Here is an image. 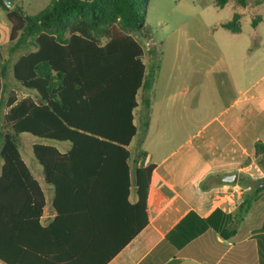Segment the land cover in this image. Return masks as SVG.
<instances>
[{"label":"trees","instance_id":"obj_1","mask_svg":"<svg viewBox=\"0 0 264 264\" xmlns=\"http://www.w3.org/2000/svg\"><path fill=\"white\" fill-rule=\"evenodd\" d=\"M227 1L215 3L223 7ZM235 1L240 6L258 3ZM146 3L147 0H50L39 12L27 14L17 5L7 8L0 0L11 23L10 39H15L10 51L32 47L12 64L13 85L34 92L21 97L9 93L3 98L0 86V108L8 107L0 116L3 264H106L146 224L145 203L153 164L136 167L137 200L134 204L127 200V146L137 131L133 122L136 93L142 89V129L146 127L155 68L152 65L146 72L143 47L129 33L143 29ZM239 22L240 14L235 12L220 26L239 32ZM256 24L253 18L251 25ZM6 75L3 72L5 78ZM22 133L72 146L67 153L39 141L31 146L45 181L54 186L56 215L46 226L39 221L43 191L20 153ZM89 149L94 153L82 154V150ZM80 155L94 158V165L75 169L72 163L81 160ZM255 156L264 170V143L256 142ZM106 177L113 179L107 186L113 199L108 204L95 200V194L103 196L104 186L99 182ZM241 180L252 189L233 211L215 207L202 217L190 210L166 233V240L177 253L186 255V245L208 231L222 239L235 234L252 203L264 192V187L258 185L264 176ZM126 208L132 210L131 218L125 216ZM116 223L133 227L119 232L113 230ZM228 259L234 262L229 260L227 264L243 261L241 252H234Z\"/></svg>","mask_w":264,"mask_h":264},{"label":"crops","instance_id":"obj_2","mask_svg":"<svg viewBox=\"0 0 264 264\" xmlns=\"http://www.w3.org/2000/svg\"><path fill=\"white\" fill-rule=\"evenodd\" d=\"M259 5H264V1L249 6L256 14L257 24L251 25L253 28L262 21V15L254 10ZM221 22L213 26H220ZM10 31L11 23L0 7L1 85L7 79L3 72L12 77L11 66L23 53L19 52L25 50L10 51L14 44ZM210 36L215 42L213 50L202 48L200 54L206 56L213 51L216 59L206 66L185 63L183 67L164 65L162 68V64L156 63L160 62V52L152 51L147 62L143 48L146 72L155 66L154 78L146 127L142 129L139 127L142 89L136 93L133 122L137 131L127 146L130 152L127 200L130 204L137 200L136 167L153 164L145 203L147 222L106 264H223L234 262L228 259L234 252H241V264H264V192L252 203L235 234L227 239L208 231L186 245V255H180L165 238L190 210L202 217L215 207L233 211L242 200V188L236 185L237 180H257L264 176L261 161L255 156L256 142L264 143L263 40L256 33L244 35L241 26L239 32H211ZM257 52L260 58L255 60ZM9 57L11 62H6ZM7 109L1 107L0 116ZM23 138L28 144L19 149L24 154L28 147L31 150L26 152L29 160H23L43 191L44 206L39 221L46 226L56 215L54 186L45 181L43 168L33 156L31 146L38 138L32 135ZM50 145L60 153H67L72 147L68 142L58 141ZM84 151L82 154L94 153L90 149ZM78 160L72 163L75 169L94 165L91 156L80 155ZM230 173L237 174L236 181H223L222 176ZM112 181L106 177L99 182L104 186L103 196L95 194L96 202L111 203L112 192L107 186ZM126 211L125 216L131 218L132 210L126 208ZM121 226L116 223L113 230L126 232L133 224Z\"/></svg>","mask_w":264,"mask_h":264},{"label":"rangeland","instance_id":"obj_3","mask_svg":"<svg viewBox=\"0 0 264 264\" xmlns=\"http://www.w3.org/2000/svg\"><path fill=\"white\" fill-rule=\"evenodd\" d=\"M50 0H14V5H17L27 14H35L42 10ZM264 0H258V3ZM254 2V0H248ZM257 4V3H254ZM249 3L246 6H240L235 0H228L223 7L216 6L215 0H147L145 5L144 27L142 30H131L129 33L139 41L145 49L147 62L152 51L160 52V62H156L163 67L164 65H175L183 67L186 64L206 66L214 63L216 57H213L215 52H209L206 56L201 55L202 48L213 50L211 32L214 34L219 32H228V30L213 26L216 23L225 21L231 18L233 13L240 14V26L244 35L258 34L261 36L264 44V5L255 7V11L262 15V21L256 28L251 26V20L256 17L253 10L249 6L254 5ZM11 7V8H12ZM242 15V16H241ZM214 27V28H213ZM15 42V39L11 44ZM21 46L17 49H24ZM30 48L20 50L19 53H24ZM215 48V47H214ZM3 51H5L3 49ZM260 58L259 53H256L255 60ZM11 57L6 62H11ZM248 64V63H247ZM246 64V65H247ZM245 65V66H246ZM9 73L6 75L5 84L0 86L2 89V97L6 98L9 93H13L18 97L29 93L34 94L32 90H26L19 85H13L12 77ZM10 76V77H9ZM25 90V91H24ZM21 91H23L21 93ZM25 92V93H24ZM31 137V135L20 134V147L23 149L28 144V141L23 137ZM39 142L55 144L57 141L37 139ZM133 143L130 144V150H133ZM26 150V149H25ZM30 148L22 152L23 159L27 162L29 158L26 152H30ZM263 175H264V170ZM258 180V179H257ZM238 187L242 188V198L252 189V185H246L241 179L236 182ZM231 207V205H230Z\"/></svg>","mask_w":264,"mask_h":264},{"label":"water","instance_id":"obj_4","mask_svg":"<svg viewBox=\"0 0 264 264\" xmlns=\"http://www.w3.org/2000/svg\"><path fill=\"white\" fill-rule=\"evenodd\" d=\"M3 2L7 8H11L14 3V0H3ZM236 179H237L236 173L225 174L224 176H222V180L227 182H235ZM258 185L264 187V180L259 181Z\"/></svg>","mask_w":264,"mask_h":264},{"label":"built area","instance_id":"obj_5","mask_svg":"<svg viewBox=\"0 0 264 264\" xmlns=\"http://www.w3.org/2000/svg\"><path fill=\"white\" fill-rule=\"evenodd\" d=\"M143 164H146V160L145 159L143 160Z\"/></svg>","mask_w":264,"mask_h":264}]
</instances>
